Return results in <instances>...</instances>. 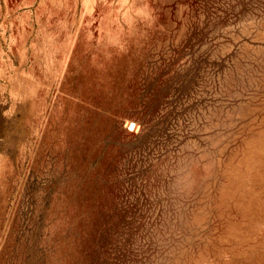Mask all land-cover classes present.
Wrapping results in <instances>:
<instances>
[{"label":"rangeland","instance_id":"obj_1","mask_svg":"<svg viewBox=\"0 0 264 264\" xmlns=\"http://www.w3.org/2000/svg\"><path fill=\"white\" fill-rule=\"evenodd\" d=\"M0 264H264V0H0Z\"/></svg>","mask_w":264,"mask_h":264}]
</instances>
